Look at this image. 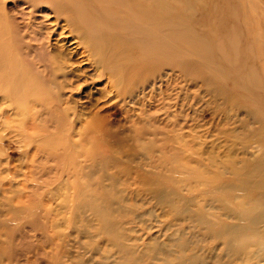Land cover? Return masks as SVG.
I'll use <instances>...</instances> for the list:
<instances>
[{
  "label": "rangeland",
  "instance_id": "1",
  "mask_svg": "<svg viewBox=\"0 0 264 264\" xmlns=\"http://www.w3.org/2000/svg\"><path fill=\"white\" fill-rule=\"evenodd\" d=\"M148 1L116 0L137 26L96 14L136 100L94 77L67 91L73 125L1 105L0 264H264V0Z\"/></svg>",
  "mask_w": 264,
  "mask_h": 264
},
{
  "label": "bare ground",
  "instance_id": "2",
  "mask_svg": "<svg viewBox=\"0 0 264 264\" xmlns=\"http://www.w3.org/2000/svg\"><path fill=\"white\" fill-rule=\"evenodd\" d=\"M141 1L136 0L137 3ZM148 2L156 5L159 0ZM15 7L18 12L12 17L7 12H0V27L3 30L0 29V107L7 102L12 106L9 111H1L5 120L18 121L22 128L27 117L40 121L46 114L52 113L56 115L55 124L81 122L84 113L74 96L67 93L80 88L82 83L76 84L78 80L86 83L94 77L105 78L108 91L112 94L115 89L123 100H136L141 89L145 88L143 84L128 94L127 91L122 93L118 86L126 84L123 89L126 88L128 80L122 76L117 51L125 53L127 47L119 44L124 40L122 37L112 39V22L101 23L96 15L108 14V7H112L137 26L146 13L141 5L136 6L135 13L118 5L116 0H19V5ZM149 11L154 20L156 10ZM114 23L117 24V21ZM127 26L135 27L131 24ZM140 33L136 32L133 40L136 37L140 40ZM155 35L156 32L152 40H157ZM51 37L56 42L51 43ZM17 39L21 43L19 47L14 43ZM69 39L73 41L69 45L75 44V47L58 45ZM104 44L108 47H103ZM74 56H79L77 60L85 67H74L70 63ZM43 81L49 82L56 100L50 99ZM30 129L34 132L38 130L37 127ZM230 227L229 230L224 227L222 231L227 234L231 229H237L236 225ZM125 252H129L128 247H125Z\"/></svg>",
  "mask_w": 264,
  "mask_h": 264
}]
</instances>
